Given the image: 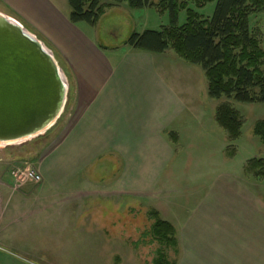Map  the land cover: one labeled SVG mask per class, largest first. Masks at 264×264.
Returning a JSON list of instances; mask_svg holds the SVG:
<instances>
[{
  "label": "crops",
  "instance_id": "crops-1",
  "mask_svg": "<svg viewBox=\"0 0 264 264\" xmlns=\"http://www.w3.org/2000/svg\"><path fill=\"white\" fill-rule=\"evenodd\" d=\"M0 12L60 51L62 61L73 70L70 95H76L71 113L61 118L60 142L39 157L41 183L28 182L16 188L14 179H7L0 169V209L6 214L0 219V237L9 231L18 238H31L37 232L45 236H53V232L68 235V230L54 231V216L47 212L61 205L62 218L64 211L70 218L77 216L74 207L86 200V192L80 191L83 189L101 192L108 187L123 188V193L131 196L136 191L156 190L162 173L178 153L177 143L170 140L167 132H173L182 122V112L173 99L169 101L167 88L158 79L160 75L153 67L155 53L127 45L126 51L112 46L114 54L123 56V61L115 65L107 45L99 43L98 34L85 33L80 23L71 22L68 0H0ZM97 25L89 26L94 29ZM70 102L69 97V105ZM101 159H107L103 169H118L104 183L84 175L92 167L91 176H96L101 167L94 165ZM121 169L129 173L125 185L117 176ZM132 169L144 177L151 175L153 181H133ZM75 177L78 180L73 182ZM232 178L223 175L215 186L211 185L209 196L201 206L196 204L188 221L167 220L175 227L176 247L181 248L182 256L176 264H264V197L255 189V183L249 184L241 176L236 178L242 182L239 184ZM12 203L16 209L7 216ZM39 205L43 208H36ZM40 216L45 225L39 224ZM44 255L47 259L43 262L53 264V257Z\"/></svg>",
  "mask_w": 264,
  "mask_h": 264
},
{
  "label": "rangeland",
  "instance_id": "rangeland-1",
  "mask_svg": "<svg viewBox=\"0 0 264 264\" xmlns=\"http://www.w3.org/2000/svg\"><path fill=\"white\" fill-rule=\"evenodd\" d=\"M104 2L110 4L105 13H110L101 17L96 28L92 29L86 23L80 25L85 33L98 34L99 43L107 45V53L115 65L123 61V56L114 54L112 46H119L120 50L126 51V42L134 32L160 30L163 25L170 23L169 12L161 13L156 8L132 9L125 3ZM215 5L216 0H198V4L190 1L189 8L209 19ZM186 20V11L180 12L179 24H185ZM249 26L252 35L259 40L264 50V10L250 16ZM37 36L62 61L60 51L41 35ZM153 55L157 57L153 67L160 75L158 79L167 88V98L173 99L178 105L177 110L182 112V122L172 130L179 134L178 143L175 144V152L178 153L162 173L157 189L150 193L136 191L133 196L123 193V188L114 190L108 187L110 189H102L101 192L91 191L93 189L80 190L86 192V200L80 207H74L77 216L70 218L64 211L62 218L61 205L53 206L52 213L50 209L47 212L54 216V231L68 230V235L61 233L58 236L57 232H53V236H45L37 232L31 238H18L14 236V232L9 231L0 237V264H47L43 262L47 259L45 253L48 257H53V264H176L182 256L181 248L165 245L152 236L150 229L156 219L152 211H158L162 220L172 223L178 219H190L195 213L196 204L202 205L203 200L209 196L207 191L212 188L211 185L215 186L223 175L232 176L239 184L242 182L238 177L243 176L249 184L255 183V189L264 197V179L245 172L250 160L264 158L262 141L253 132L256 122L264 119V103H244L228 100L226 97L221 100L213 99L208 95V82L200 65L189 64L173 52ZM61 65L65 72L67 67L70 69V75L68 73L67 76L73 88V70L65 61ZM262 67L264 69V65ZM70 92L71 89L68 94V101L70 97L71 102L70 105L67 102L62 116L67 112L68 116L71 113L76 95L75 92L70 95ZM222 101L233 103L245 118L241 136L235 141L228 140L227 132L215 120L216 107ZM61 118L38 137L25 142L0 144V169L5 172L7 179L11 178L12 181L13 170L22 165L40 174L42 180L38 183L43 181V175L38 170V160L60 142L63 133ZM170 132L171 130L167 135ZM232 148L236 149L234 155L231 154ZM106 160L96 161L94 167H101L107 163ZM103 168L97 169L96 176H91L90 167L84 175L104 183V179L110 180L118 170ZM132 171L133 181H142L144 178L151 180V175L146 174L144 177L137 169ZM124 173L121 169L117 176L125 185L126 175L129 173ZM77 180L78 177H75L73 182ZM46 193L51 192L47 190ZM36 208L43 207L39 205ZM6 209L7 207L4 208L5 211ZM15 209L12 203L7 216L10 213L13 215ZM3 215L6 214L0 209V219ZM37 218L39 224L45 225L43 217ZM37 253L42 254L43 260L42 257H36Z\"/></svg>",
  "mask_w": 264,
  "mask_h": 264
},
{
  "label": "trees",
  "instance_id": "trees-1",
  "mask_svg": "<svg viewBox=\"0 0 264 264\" xmlns=\"http://www.w3.org/2000/svg\"><path fill=\"white\" fill-rule=\"evenodd\" d=\"M70 20L74 24L96 25L109 3L105 0H68ZM125 3L132 9L156 8L169 12L170 23L160 30L134 32L126 44L139 51L164 54L173 52L185 62L200 65L208 82L209 97L244 103H264V50L250 30V16L264 10V0H216L209 19L189 8L198 0H108ZM186 11L185 24H179L180 12ZM217 124L227 132L228 140L241 136L245 118L230 101L220 102L215 110ZM254 134L264 146V119L254 125ZM169 138L178 143L179 134L170 132ZM235 148L231 154L234 155ZM245 172L264 179V158L250 160ZM155 222L152 236L165 245L176 246V230L172 223L162 220L152 211Z\"/></svg>",
  "mask_w": 264,
  "mask_h": 264
},
{
  "label": "water",
  "instance_id": "water-1",
  "mask_svg": "<svg viewBox=\"0 0 264 264\" xmlns=\"http://www.w3.org/2000/svg\"><path fill=\"white\" fill-rule=\"evenodd\" d=\"M68 76L45 42L0 12V144L45 134L63 115Z\"/></svg>",
  "mask_w": 264,
  "mask_h": 264
},
{
  "label": "built area",
  "instance_id": "built-area-1",
  "mask_svg": "<svg viewBox=\"0 0 264 264\" xmlns=\"http://www.w3.org/2000/svg\"><path fill=\"white\" fill-rule=\"evenodd\" d=\"M16 187H21L27 182L38 183L42 180L40 174L34 171L32 168L18 166L12 172Z\"/></svg>",
  "mask_w": 264,
  "mask_h": 264
}]
</instances>
